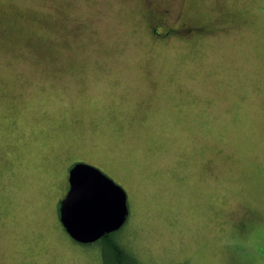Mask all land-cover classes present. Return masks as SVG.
<instances>
[{
	"label": "rangeland",
	"instance_id": "obj_1",
	"mask_svg": "<svg viewBox=\"0 0 264 264\" xmlns=\"http://www.w3.org/2000/svg\"><path fill=\"white\" fill-rule=\"evenodd\" d=\"M148 1L210 30L153 41ZM75 161L137 264H264V0H0V264H104L59 222Z\"/></svg>",
	"mask_w": 264,
	"mask_h": 264
},
{
	"label": "water",
	"instance_id": "obj_2",
	"mask_svg": "<svg viewBox=\"0 0 264 264\" xmlns=\"http://www.w3.org/2000/svg\"><path fill=\"white\" fill-rule=\"evenodd\" d=\"M92 168L108 178L119 188V194L91 188L87 183L81 184L80 192L73 201H69L73 188L74 168ZM68 190L60 200L58 218L65 232L77 243L96 241L119 229L126 221L129 213L126 191L110 176L105 175L99 167L77 161L70 166L68 172Z\"/></svg>",
	"mask_w": 264,
	"mask_h": 264
},
{
	"label": "flooded vegetation",
	"instance_id": "obj_3",
	"mask_svg": "<svg viewBox=\"0 0 264 264\" xmlns=\"http://www.w3.org/2000/svg\"><path fill=\"white\" fill-rule=\"evenodd\" d=\"M170 11L171 9L169 7H161L159 5L155 6V5L150 4V1H148V6H146L143 13L140 14L141 18L147 21V30L153 41H157V42L167 41L169 38H176L177 40L182 39L185 41H190L189 39H191V36L196 35V34L201 35L205 31L210 30V28L208 27L210 25L207 22H201V23L192 22L191 23V22L182 20L181 18L176 20V23L171 26L167 23V17L170 14ZM225 13L226 12L221 11L219 15H222ZM223 19L224 17H217L216 18L217 24L220 23L219 20H223ZM221 23H224V22H221ZM67 177H68V173L66 175V178ZM68 185H69V181L67 178L66 189L68 188Z\"/></svg>",
	"mask_w": 264,
	"mask_h": 264
},
{
	"label": "snow or ice",
	"instance_id": "obj_4",
	"mask_svg": "<svg viewBox=\"0 0 264 264\" xmlns=\"http://www.w3.org/2000/svg\"><path fill=\"white\" fill-rule=\"evenodd\" d=\"M72 171L75 174L73 175V188L69 201L76 199L82 183H87L93 189L111 192L113 195L119 194V188L95 169L80 167L74 168Z\"/></svg>",
	"mask_w": 264,
	"mask_h": 264
},
{
	"label": "trees",
	"instance_id": "obj_5",
	"mask_svg": "<svg viewBox=\"0 0 264 264\" xmlns=\"http://www.w3.org/2000/svg\"><path fill=\"white\" fill-rule=\"evenodd\" d=\"M117 237L113 232L101 237L104 243L102 250L104 264H137L136 257L120 245Z\"/></svg>",
	"mask_w": 264,
	"mask_h": 264
}]
</instances>
